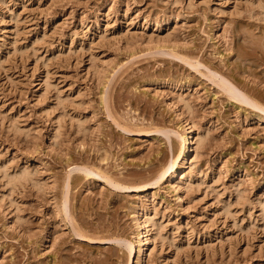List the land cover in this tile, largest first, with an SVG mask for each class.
Instances as JSON below:
<instances>
[{"label": "rangeland", "instance_id": "rangeland-1", "mask_svg": "<svg viewBox=\"0 0 264 264\" xmlns=\"http://www.w3.org/2000/svg\"><path fill=\"white\" fill-rule=\"evenodd\" d=\"M263 205L264 0H0V264H139V210L140 264H264Z\"/></svg>", "mask_w": 264, "mask_h": 264}, {"label": "bare ground", "instance_id": "bare-ground-1", "mask_svg": "<svg viewBox=\"0 0 264 264\" xmlns=\"http://www.w3.org/2000/svg\"><path fill=\"white\" fill-rule=\"evenodd\" d=\"M105 80L107 79L105 78ZM179 117L181 120L180 126L183 129V133H182L183 137L181 139L182 149L180 152V160H179L180 163L178 164V160L176 162L171 163L170 167L168 168L169 171H166V173L164 174L166 175L168 172L169 174L168 178L171 181V183L179 179V176H178L179 173H186L190 168H193L195 161H196L195 160L196 153H199V150L201 149L203 142H204L203 140H205V138L202 140L201 135L199 136L198 134L195 133L194 125H192L191 122H189L188 120L189 118L187 119L185 112L179 113ZM189 172L191 171L189 170ZM188 174L190 176H193L192 172ZM188 176H187V180L190 177ZM9 178L11 182H13L14 184H18V183L28 182V180L31 179V175L29 174L27 170H24V171H20L19 173L13 174ZM185 179H186V176H185ZM174 185L176 186L175 188L178 191L179 185L177 183H174ZM136 224L138 227L137 229H139L138 238L136 240V243L138 244V248H139L138 255L140 258L138 259V262L140 264L141 257H145L149 253L148 248L150 244L153 242V239L155 237L154 232H156L155 230L156 225H155L154 217L150 215L148 212H145L144 210H139L138 213H136Z\"/></svg>", "mask_w": 264, "mask_h": 264}]
</instances>
